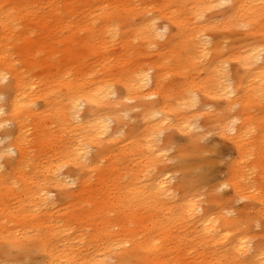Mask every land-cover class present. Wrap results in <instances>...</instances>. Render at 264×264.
Instances as JSON below:
<instances>
[{
	"label": "clouds",
	"instance_id": "clouds-1",
	"mask_svg": "<svg viewBox=\"0 0 264 264\" xmlns=\"http://www.w3.org/2000/svg\"><path fill=\"white\" fill-rule=\"evenodd\" d=\"M205 3L207 10L220 11L231 7L235 0ZM250 6L258 7L264 14V0H256ZM171 23L170 18L155 9L144 12L135 41L142 44L146 55L156 54L162 45L174 42L176 34ZM191 24L197 29L198 60L207 61L214 56L219 60L222 79L218 84L214 82L207 89L189 87L161 106L153 103L159 95L151 91L157 75L155 67L143 65L127 79L105 82L101 94L73 93L58 111L64 134L77 141L76 147L55 157L41 156L35 139L29 135L30 129L25 127L30 114L40 105L31 97L23 99L16 91L12 66L0 67V190L7 188L21 194L18 206L11 211L6 212L0 200V264H126L123 256L127 245L115 238L97 236L91 226L60 219L59 209L78 188L81 170L94 163L90 157L96 146L110 140L126 141L131 134L129 125L152 124L141 145L142 150H147L148 163L139 180L144 193L161 202L184 200L192 188L198 189L201 204L207 202L206 197L225 199L230 183L224 179L210 184L211 168L206 161L185 159L189 146L198 149L203 158H215L219 168L225 169L218 173L221 177L227 175L234 155L221 151L224 145L220 140L239 146L244 160H251V153L257 149L264 153V120L254 121L245 116L237 92L244 90L246 81L254 77L257 83L250 90L251 99L264 105V40L251 45L241 64L230 72V41H217L210 34L216 31L217 21L195 13ZM251 27L247 18L233 24L236 31ZM119 28V24H114L109 34L118 33ZM218 54L225 58L220 59ZM24 75L17 73L21 80ZM132 81L135 88L130 86ZM29 88L30 84L24 90ZM121 88L125 89L124 94L119 91ZM73 100L78 107H73ZM133 114H139L138 119ZM177 133L187 139H177ZM37 219H46L48 227H36ZM219 222L221 226L251 224L257 230L261 226L260 220L242 221L232 210L223 213ZM105 230L115 232L111 226ZM253 240L249 236L246 243L234 249V254L247 253ZM258 249L257 264H264V243Z\"/></svg>",
	"mask_w": 264,
	"mask_h": 264
},
{
	"label": "rangeland",
	"instance_id": "rangeland-1",
	"mask_svg": "<svg viewBox=\"0 0 264 264\" xmlns=\"http://www.w3.org/2000/svg\"><path fill=\"white\" fill-rule=\"evenodd\" d=\"M46 1L47 0H0V8L12 13L13 17H16L13 21L15 29H10L4 34L3 50L5 51L2 52L6 54L5 57L10 56L12 58L16 66L15 70L18 71V73L23 72L25 74L21 83H27L30 81L37 82L36 90L39 91L35 96V100L40 107L36 109L34 111L35 113L30 115L28 119V123L31 124L29 127H33L31 137L36 139V135L39 132H44L47 135V138H50L51 142L49 146L43 149L40 146L39 141L36 142L35 140V147L38 148L41 156L55 157L62 152H65V150L71 151L69 146H72L74 141L72 138L64 134L61 127L62 118L58 109L60 105L64 103V100H67L73 93L88 95L89 87H94V85H96L95 83L106 74L104 72L106 66L114 67L110 72L111 76L106 79L107 81L123 79L126 76L120 74L117 63L118 60L125 57L119 35L120 32L125 29V24L123 22L117 23L120 25L119 32L106 35V38L109 36L110 41L104 48V54L102 56H95L94 54L87 53L84 48V52L79 50L81 42L88 40V43H90L91 39L88 37V27L84 26L85 22L81 25L83 30H79L76 27L77 23L74 22V62L77 63L76 65L80 68L75 70L73 67L71 68L72 70L65 71L63 74L59 75V72L66 67L65 63L67 60L61 49L63 48L64 42L70 41L68 40V36L72 27L68 26L67 21L65 20L53 19V21L48 22V28L43 32V27L40 24V16H43L47 11H52L55 14H62L63 8H65L69 0H59L54 2V8H49L48 2ZM52 1L54 0H51V3H53ZM79 4L83 3H78V5ZM228 8L229 7L220 11L206 10L203 13L207 18L217 21L216 31L210 33L215 40L222 39L224 32H226L219 29L218 25L222 21L225 12L228 11ZM149 9L152 10V7H149ZM33 13L34 16L32 15ZM38 14L40 16H38ZM139 20L140 18L137 19V21ZM101 26L102 22L96 20L92 23L91 28L94 31L99 32L98 29ZM171 30L173 33L176 32V27L172 23ZM46 34H48V37L46 38L47 41L53 40L54 43L56 42L55 44L59 48L58 52L55 53L47 65H45L44 63H37L36 58L40 56L41 58L46 59L47 54H40L33 49L31 58L36 53L35 55L37 56L35 57V61H26L23 52H26L27 50V42L32 44L38 43L39 38ZM228 40L230 41V48H237L245 43L251 42L253 39L248 35L236 36ZM60 41H62V43H60ZM95 43L98 44V41ZM133 44L137 45L136 42H133ZM163 50L166 52V48ZM79 51L83 53L78 56L77 53ZM138 53L137 60L139 61L140 66L152 65L155 67V71H157L158 64L160 65L159 70L163 75V87L169 88L171 93L169 96L170 100L175 96L174 90L170 89L171 86H177L184 82L187 85H195V87L202 89L203 82L209 74V71L207 69L205 70V68L210 63V59L207 61L197 60L195 67L187 66L183 68L182 63H180V61L178 62L179 56L176 54H170L166 59L160 62L157 57L158 53L146 55L145 49ZM103 57L107 59L103 60ZM0 58H2L1 54ZM107 61H110V64H107ZM230 61V72H234L238 67L237 58L232 57L230 58ZM0 67H5L2 60H0ZM119 91L124 93L123 88L119 89ZM61 97H63V99H61ZM261 107H264V105H254L251 111L258 113ZM138 116L139 114H133L135 119H138ZM145 124L147 123L129 125L131 134L126 141L110 140L107 142H101L96 146L95 152L90 157L94 162L93 171L91 172L88 167L81 170V181H86L84 184L86 186H81L80 181L78 188L75 190L72 197L62 203V206L59 209V218L70 224L91 226L95 233L94 226L87 222L86 214L95 211L100 204L102 205L101 201L106 200L109 202L108 197L111 200H116V205L120 207L118 210H122V208L127 209V207L131 205H136L131 206V208L135 207L140 213L152 215L151 218L148 216L146 228L136 234L138 240H151L158 234L154 228L149 229L153 222H155L157 226H161L164 222H168V235L164 238L171 244L165 246V240L162 238V234H159V236H161L160 242L162 245L159 250L156 249L159 255L166 260L167 264L168 261L169 264H173L174 260L177 261L180 256L181 259L186 260L185 262L179 261L180 263L193 261V264H209L208 261L212 260L210 258L212 257L215 248L210 246L209 243H197L194 245L193 242L189 240L190 237H201L203 234L197 235V231L200 228L198 223L195 224L198 225V229H194L191 222L184 221L182 214L179 212L181 201L175 203L156 201L147 196L142 189V185L138 178L145 170L141 156V145L146 140L147 135L152 128L148 125L145 126ZM176 138L181 140L187 139L186 137H181L179 133L176 134ZM116 143L119 144L115 146L114 144ZM220 143L224 145L221 151L233 153V163L236 165L237 179L241 180L242 184L248 187V189L246 190V193L241 195L242 193L236 191L232 186L233 181L229 171L231 166L226 170L227 175L221 177L218 173L225 171V169L219 168L216 164L215 158H203L199 155L198 149L189 146L186 151V154H188L187 159L190 161L203 159L211 168L209 173L211 176V180L209 181L210 184H215L216 181L224 179L230 183V188L224 194L225 199L206 197L207 202L204 204L199 202L197 195L198 190L192 188L190 191V197L201 207V210H197L196 215L193 216V220H196L199 215L203 214L202 208L205 211L207 210V213H218L221 215L232 210L237 213L239 219L245 222L250 220H260L261 226L259 230L251 224H248L247 227H241L242 233L245 234L247 238L249 236L254 237L252 248L250 249L251 251H254L253 248L255 246L264 243V216H262V213L264 212L260 210L258 202L255 199H252L251 194L256 187L263 186L261 182L264 178V169L262 171L259 163L254 162L253 158H255V154L253 152L251 160H244V158L238 160L236 145L228 140H220ZM110 148H116V153L104 158V156L110 154ZM110 162L113 166L107 167ZM262 164L264 165V163ZM104 168L106 169L105 172H107L106 183L101 182L99 177V171ZM253 169H255V171H253ZM84 188L86 198H96V196L99 198L101 197L102 199H98L100 203L95 205L92 201L79 202L77 193ZM1 191H4V189ZM2 200L6 212L18 206L17 201L19 199L3 198ZM23 222L24 221H21V223ZM35 226L38 228L48 227L47 220L37 219ZM114 229H117V227ZM168 236H170L171 239L168 238ZM152 245L151 242H148V248H152ZM203 257L208 259V261L201 260ZM230 257L233 258L232 255H230ZM229 264H233V262H230Z\"/></svg>",
	"mask_w": 264,
	"mask_h": 264
},
{
	"label": "bare ground",
	"instance_id": "bare-ground-1",
	"mask_svg": "<svg viewBox=\"0 0 264 264\" xmlns=\"http://www.w3.org/2000/svg\"><path fill=\"white\" fill-rule=\"evenodd\" d=\"M59 0H54L51 3V0H47L49 8H54V2ZM67 2V1H66ZM77 2V3H76ZM256 0H235V3L228 8V11L223 15L222 21L219 23L218 27L221 30H224L222 39H217V41H223L224 39H230L236 36H251L252 41L245 43L243 47L230 48V52L227 56V59L232 57L237 58L238 66L247 56V51L251 47V45L256 44V42L264 40V14H261L260 9L258 7L253 8L250 5L255 3ZM78 3H83L79 4ZM155 9L157 12L163 13L165 16L172 20V24L176 27V39L170 45H162L159 52L158 58L159 61L166 59L170 54L177 55L178 62L182 63V67L185 68L187 66H196L198 60V54L195 49V45L198 41L195 39L196 28H194L191 24V17L195 13H204L207 10V4L205 0H151V2H146V0H69L63 8L62 14H55L54 12L47 11L43 16H40V24L43 27V32L48 28V22L56 20H65L67 21V25L71 26L68 40L63 44V48L61 51L65 54L67 60L65 63V68H63L59 75L63 74L65 71L72 70L74 67L75 70H78L80 67L76 65L74 62V22H76V27L79 30H83L81 26L83 22H85L84 26L88 27V37L91 39V42L88 43V40H84L81 42L79 46V50H84L89 54H94L95 56H102L104 54V48L106 44L110 41L109 36V28L114 24L119 22H123L125 24V29L120 32V41L121 47L125 57L118 60V70L121 75H126L123 79H127L131 73L140 68V63L137 60L138 52L144 49L142 44L139 41H135L136 33L139 29L140 24L144 21V12L146 10ZM34 16V13L32 14ZM35 18V17H32ZM140 18L139 21L137 19ZM241 18H247L251 21L252 27L247 31H236L233 29V24L239 21ZM16 17H13L12 13L2 10L0 8V54L2 55V60L6 66H12L11 71L13 72L14 82L16 83V91L20 93L21 97L25 100L31 97L35 100V96L38 94L39 90H36L37 82H27L21 83V79L17 76L18 71H16V66L14 61L10 56L5 57V51L3 50V39L10 29H15L14 20ZM96 20H100L102 22V26L98 29L99 32L94 31L91 28V25ZM92 21V22H91ZM199 23V22H198ZM48 34L40 37L38 43L32 44L28 43L26 52H23V56L26 61L31 62L35 61V57L37 55L33 54V49L42 54H47V58L43 59L40 56L36 58V62L41 64L44 63L47 65L51 57L58 52L59 48L56 46V42L47 41L46 38ZM26 40V39H25ZM98 41V44L95 42ZM136 42L137 45L133 44ZM62 43V41H60ZM258 46V45H257ZM166 48V52L163 50ZM84 52V51H83ZM83 52H78L77 55H81ZM178 52V53H177ZM4 55V56H3ZM11 55V54H8ZM220 59H224L223 54H218ZM107 59L103 57V60ZM215 60V63L213 62ZM110 64V61L106 62ZM160 65L158 64V70L156 71L155 82L152 84L151 91L155 92L159 95V100L153 103H160L163 106L164 103L170 101V91L169 88L163 87V75L159 70ZM67 69V70H66ZM114 69L112 66H106L104 72L106 73L103 77L100 78L98 82H96L94 87H89L88 96L92 94H101L102 85L107 82V78L110 77V72ZM209 71L206 79L203 82V88L207 89L211 86L212 83H219V80L222 79L219 60H216V56L210 59V63L207 65L205 70ZM241 72H244V69H240ZM74 71V70H73ZM232 79L233 77H229ZM94 83V82H93ZM92 83V84H93ZM247 87L244 90L237 89L239 100L244 104L243 112L248 119L254 121L264 120V107L260 108L258 113H254L251 111L254 105H259V103L254 102L250 96V90L256 85L255 78L246 81ZM30 84V88L25 91V86ZM172 85V84H171ZM132 88L136 87L135 81L131 82L130 85ZM195 85H187L184 82L180 83L177 86H171L170 89L174 90L175 96L184 93L185 89L192 87ZM103 91H107V89H103ZM121 92V91H120ZM125 92V89H124ZM124 94V93H121ZM73 107H78L76 101H72ZM36 110V109H35ZM30 115H33L35 112ZM61 116V114H60ZM62 118V117H61ZM31 124L27 123L25 127H29ZM36 125V124H35ZM44 125V124H43ZM152 127L151 123L145 124V126ZM30 129L29 135L32 136L33 127H29ZM36 142L39 141L40 146L45 149L50 144V138H47V135L44 132H39L36 135ZM77 141H73L72 146H69L72 151L76 147ZM119 143L114 144L117 146ZM237 149V157L238 160L244 158V152L240 149L239 146L236 145ZM110 154L105 157H108L114 153H116V148H110ZM65 152H70L69 150H65ZM189 152V151H188ZM255 154V158H253L255 163H259L260 169H264V153H261L258 149L253 152ZM252 155V153H251ZM141 156L143 159V166L145 167L148 163L147 158V150L143 151L141 149ZM188 154L185 153V159H187ZM201 159V158H200ZM113 166L111 162L107 165V167ZM106 167V168H107ZM88 168L93 171V164L89 165ZM106 169H101L99 171V177L101 182H107V172ZM231 178H232V186L234 189L243 195L246 193L248 187L242 184L241 180H238L236 176V165L235 163L231 164V168L229 169ZM264 177V176H263ZM262 177V178H263ZM140 178V177H138ZM86 181H81V186H83ZM263 186L256 187L254 192L251 194L252 199H255L259 208L262 212H264V178L261 182ZM86 185H84L85 187ZM85 188L80 190L77 193L79 202H93L95 205L100 203L98 196L92 198H86ZM194 190H198L194 188ZM237 192V193H238ZM191 192H189L186 199L181 200V204L179 205L180 213L183 216L184 221L191 222V225L194 229H198V225L200 228L198 229V234L203 236L201 237H190L189 240L193 242L194 245L197 243L200 244H208L213 246L215 250H213L212 257L209 260L206 258H202L203 261H208L209 264H229L233 262V264H257V258L259 256L258 245L253 248L254 251L249 250L244 255L234 254V249L239 247L242 243L247 242V236L242 233L241 227H237L236 225H224L221 226L219 222V218L222 216L218 213H207L202 208L203 214L199 215L196 220H193V216L196 215L197 210H201V207L198 206L195 200L191 197ZM3 198L10 199H20L21 194L16 193L15 191H9L7 188L4 191L0 190V200ZM108 201H101L102 205L97 207L95 211L88 212L86 214L87 222L94 226L95 233L97 236L102 237L104 239L115 238L117 242H122L127 245V252L123 256V259L126 261V264H167L166 260L159 255L158 251L162 245L160 242L162 234V238L168 235V222H164L161 226H157L155 222L151 225L149 229L154 228L158 234L152 238L151 240H138L137 235L138 232L144 230L146 228V222L148 220V216L151 218V214L140 213L135 207L131 208V205L126 208H122V210H118L120 207L116 205V200H111L108 197ZM158 201V200H156ZM90 204V203H89ZM11 211V210H10ZM96 217V218H94ZM198 225H195L197 224ZM106 226H111L115 229V232L106 231ZM153 229V230H154ZM168 238L171 239L170 236ZM202 240H201V239ZM148 242H151L152 248H148ZM171 243L165 240V246L170 245ZM232 255L233 258L230 257ZM179 261L185 262L186 260L181 259V256L176 261L174 260L173 264H193V261L180 263ZM169 264V261H168Z\"/></svg>",
	"mask_w": 264,
	"mask_h": 264
}]
</instances>
